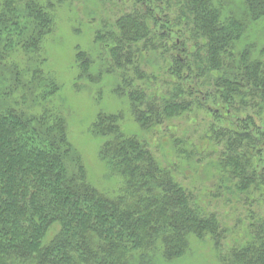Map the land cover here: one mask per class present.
I'll return each mask as SVG.
<instances>
[{"label":"trees","instance_id":"trees-1","mask_svg":"<svg viewBox=\"0 0 264 264\" xmlns=\"http://www.w3.org/2000/svg\"><path fill=\"white\" fill-rule=\"evenodd\" d=\"M56 1L0 0V264H185L193 241L210 245L217 264H264V221L249 226L248 242L224 248L217 216L176 181L174 166L122 131L121 113L100 112L90 127L103 139L100 161L121 184L109 193L92 185L69 142L60 86L43 53ZM133 2L136 8L94 32L110 58L106 73L121 71L114 92L127 98L145 132L202 107V99L212 102L205 109L225 122L212 128L227 140L221 182L258 190L264 134L243 113L250 105L264 110V44L241 43L264 23V0H239L235 11L216 0ZM159 50L171 79L162 95L157 77L144 74V61ZM75 61L77 80L100 82L103 71L91 73V58L78 48ZM202 78L214 89L205 99L193 85Z\"/></svg>","mask_w":264,"mask_h":264},{"label":"rangeland","instance_id":"rangeland-1","mask_svg":"<svg viewBox=\"0 0 264 264\" xmlns=\"http://www.w3.org/2000/svg\"><path fill=\"white\" fill-rule=\"evenodd\" d=\"M216 1L222 2L226 11L239 9V0ZM133 8H136L133 0H61L57 5L54 28L44 40L43 53L47 59L46 68L53 73L60 86L57 101L66 121L69 142L79 154L92 185L99 191L114 192L121 184L120 178L110 174L100 161L98 154L103 139L94 137L90 127L100 112L121 113L122 131L144 140L161 165L174 166L176 181L192 194L200 207H206L208 213L217 216L226 231L223 247L228 249L235 243L243 245L250 239L249 226L264 221V183H256L258 190L251 187L246 192H239L235 188L238 181L221 182L218 165L227 149V140L220 139L213 129L223 128L225 122L211 116L205 109V105H211L212 102L201 98L204 101L202 107L192 105L191 110L170 120L159 130L145 132L131 115L127 98L114 92L121 83V71L113 69V72L106 73L110 58L102 46L94 43V32L101 29L104 23H114L122 13ZM160 26L162 24H158L155 30ZM263 26L264 23L253 25L241 47L254 42L260 48L264 44ZM176 37L171 35L172 41ZM76 48L91 58V73L103 71L96 85H90L86 80H77ZM162 52L149 53L148 61H144V65H147L144 66V74L157 77L155 88L159 95L165 92V88L171 87L170 75L163 72L166 65L160 57ZM105 61L108 63L103 65ZM193 85L203 92L204 99L214 90L203 78ZM145 89L152 93V88ZM98 91H101L100 101ZM183 99L191 102L188 97ZM243 114L250 118L248 125L251 128L264 134V110L260 112V109L250 105ZM174 141L179 144L174 145ZM261 157L262 165L258 166V171L264 166V148ZM192 244L185 264H217L210 245L196 241Z\"/></svg>","mask_w":264,"mask_h":264}]
</instances>
